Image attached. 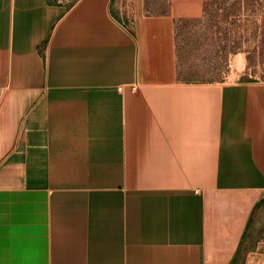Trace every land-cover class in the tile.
<instances>
[{
    "label": "crops",
    "instance_id": "0c3cea01",
    "mask_svg": "<svg viewBox=\"0 0 264 264\" xmlns=\"http://www.w3.org/2000/svg\"><path fill=\"white\" fill-rule=\"evenodd\" d=\"M0 0V264H264V82L176 75L144 0ZM258 227V228H257Z\"/></svg>",
    "mask_w": 264,
    "mask_h": 264
},
{
    "label": "rangeland",
    "instance_id": "374dc122",
    "mask_svg": "<svg viewBox=\"0 0 264 264\" xmlns=\"http://www.w3.org/2000/svg\"><path fill=\"white\" fill-rule=\"evenodd\" d=\"M237 3L247 9L237 11ZM144 12L172 18L179 80L264 82V0H144ZM257 239L247 238L245 248Z\"/></svg>",
    "mask_w": 264,
    "mask_h": 264
},
{
    "label": "trees",
    "instance_id": "16d2710c",
    "mask_svg": "<svg viewBox=\"0 0 264 264\" xmlns=\"http://www.w3.org/2000/svg\"><path fill=\"white\" fill-rule=\"evenodd\" d=\"M58 0H55V2H57ZM74 0H70V2H68V4L67 5H69L70 3H72ZM247 9V4L246 3H237V4H235V9L237 10V11H240V10H242V9ZM243 81H245V80H243ZM246 81H251V80H246ZM262 204H264V200H262V201H260L258 204H257V206L256 207H259L260 205H262ZM246 237V233H244V235H243V237H242V239H241V242H240V245H239V247H238V250H237V252H236V255L234 256V259H233V261H232V264H241V261H242V259H243V256H244V254H245V252H246V248H245V243H246V239L247 238H245Z\"/></svg>",
    "mask_w": 264,
    "mask_h": 264
},
{
    "label": "built area",
    "instance_id": "2783aa9c",
    "mask_svg": "<svg viewBox=\"0 0 264 264\" xmlns=\"http://www.w3.org/2000/svg\"><path fill=\"white\" fill-rule=\"evenodd\" d=\"M68 2H70V0H67Z\"/></svg>",
    "mask_w": 264,
    "mask_h": 264
}]
</instances>
